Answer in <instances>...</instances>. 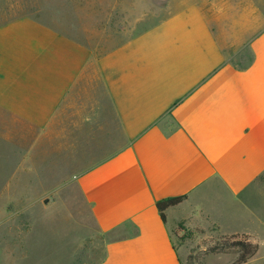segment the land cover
I'll return each mask as SVG.
<instances>
[{
	"label": "crops",
	"instance_id": "crops-1",
	"mask_svg": "<svg viewBox=\"0 0 264 264\" xmlns=\"http://www.w3.org/2000/svg\"><path fill=\"white\" fill-rule=\"evenodd\" d=\"M176 2L101 55L30 15L1 23L0 132L21 172L76 182L111 237L100 264H183L181 225L246 235L244 264H264V8Z\"/></svg>",
	"mask_w": 264,
	"mask_h": 264
},
{
	"label": "rangeland",
	"instance_id": "rangeland-1",
	"mask_svg": "<svg viewBox=\"0 0 264 264\" xmlns=\"http://www.w3.org/2000/svg\"><path fill=\"white\" fill-rule=\"evenodd\" d=\"M174 1L168 7L169 0H0V24L30 15L101 55L160 21L179 5ZM257 1L264 8V0ZM4 134L0 264H100L111 237L99 231L76 182L21 172L20 151ZM173 236L186 249L183 264H235L240 253L214 226L181 225Z\"/></svg>",
	"mask_w": 264,
	"mask_h": 264
},
{
	"label": "trees",
	"instance_id": "trees-1",
	"mask_svg": "<svg viewBox=\"0 0 264 264\" xmlns=\"http://www.w3.org/2000/svg\"><path fill=\"white\" fill-rule=\"evenodd\" d=\"M185 198H186L185 196H182L173 199H166L159 201L157 203V207L161 212L163 220H166L165 210L171 206H176L180 204L181 202H183V200H185ZM223 237L225 238L230 237V239L233 240V245L239 248L240 250L238 258L235 261V264H244L248 262L251 258H253L257 254L259 250L258 245L250 241L246 235L237 234V235H226Z\"/></svg>",
	"mask_w": 264,
	"mask_h": 264
},
{
	"label": "water",
	"instance_id": "water-1",
	"mask_svg": "<svg viewBox=\"0 0 264 264\" xmlns=\"http://www.w3.org/2000/svg\"><path fill=\"white\" fill-rule=\"evenodd\" d=\"M45 203L48 204L49 203V200H46Z\"/></svg>",
	"mask_w": 264,
	"mask_h": 264
}]
</instances>
